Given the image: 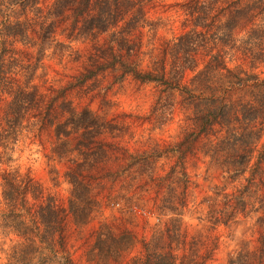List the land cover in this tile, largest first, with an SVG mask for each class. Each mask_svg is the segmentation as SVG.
<instances>
[{"label": "rangeland", "instance_id": "rangeland-1", "mask_svg": "<svg viewBox=\"0 0 264 264\" xmlns=\"http://www.w3.org/2000/svg\"><path fill=\"white\" fill-rule=\"evenodd\" d=\"M52 1L38 0L36 20L26 10L27 36L0 44L12 75L0 95V170L27 173L38 200L63 210L72 262L133 264L171 250L178 264H264V151L258 142L234 170L223 125L198 130L201 104L184 90L215 52L264 77L262 41L243 49L242 21L221 34L234 22L217 13L223 0H133L91 36L66 34L76 0Z\"/></svg>", "mask_w": 264, "mask_h": 264}, {"label": "trees", "instance_id": "trees-1", "mask_svg": "<svg viewBox=\"0 0 264 264\" xmlns=\"http://www.w3.org/2000/svg\"><path fill=\"white\" fill-rule=\"evenodd\" d=\"M57 1L53 0L52 4ZM132 4L133 0H76L70 10L66 34L91 36L106 30ZM220 5L217 13L225 16L223 21L234 19L232 25H227L226 31H222L224 37H231V27L242 21L237 30H244L241 38L243 49H247L246 46L254 39L264 44V0H223ZM27 9L33 11L35 20L37 13L41 12L38 0H0V44L8 36L18 40L27 36ZM3 66L0 54V95L7 89L10 91L8 79L12 78ZM133 74L141 79L154 78L149 71L140 73L133 70ZM190 82V87L184 90L193 106L201 104L200 109L193 110L200 115L196 117L195 113L192 116L194 121L197 119L198 130H205L213 123L223 125L222 143L235 154L234 170L243 172L258 142L262 147L258 153L264 151V140L261 141L264 135V77L260 78L241 66L228 65L224 55L215 52L208 54L202 68L191 76ZM238 87L247 89L246 100L231 98V91ZM23 91L24 88L18 86L12 95ZM254 162L257 163L258 159ZM39 192L27 173L1 168L0 264H74L62 236L63 210L49 198L38 200ZM26 195L30 196L29 201ZM8 234L15 237L9 238L11 243L5 247L1 238ZM259 251L264 256V234L259 237ZM133 264L178 263L175 253L166 250L145 251L141 257L133 259Z\"/></svg>", "mask_w": 264, "mask_h": 264}]
</instances>
